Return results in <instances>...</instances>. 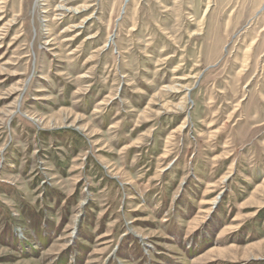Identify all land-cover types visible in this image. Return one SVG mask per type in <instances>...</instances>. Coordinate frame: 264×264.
<instances>
[{
	"label": "rangeland",
	"instance_id": "rangeland-1",
	"mask_svg": "<svg viewBox=\"0 0 264 264\" xmlns=\"http://www.w3.org/2000/svg\"><path fill=\"white\" fill-rule=\"evenodd\" d=\"M0 264H264V0H0Z\"/></svg>",
	"mask_w": 264,
	"mask_h": 264
}]
</instances>
